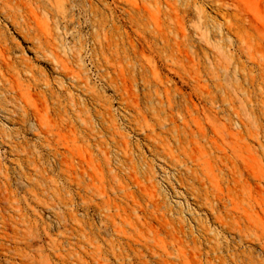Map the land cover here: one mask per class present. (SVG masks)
<instances>
[{
    "label": "rangeland",
    "instance_id": "obj_1",
    "mask_svg": "<svg viewBox=\"0 0 264 264\" xmlns=\"http://www.w3.org/2000/svg\"><path fill=\"white\" fill-rule=\"evenodd\" d=\"M0 264H264V0H0Z\"/></svg>",
    "mask_w": 264,
    "mask_h": 264
},
{
    "label": "bare ground",
    "instance_id": "obj_2",
    "mask_svg": "<svg viewBox=\"0 0 264 264\" xmlns=\"http://www.w3.org/2000/svg\"><path fill=\"white\" fill-rule=\"evenodd\" d=\"M159 45V44H158ZM171 46V45H170ZM234 178V177H233Z\"/></svg>",
    "mask_w": 264,
    "mask_h": 264
}]
</instances>
